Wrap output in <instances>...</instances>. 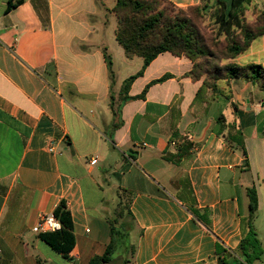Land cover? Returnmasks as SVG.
Instances as JSON below:
<instances>
[{"label": "crops", "instance_id": "obj_1", "mask_svg": "<svg viewBox=\"0 0 264 264\" xmlns=\"http://www.w3.org/2000/svg\"><path fill=\"white\" fill-rule=\"evenodd\" d=\"M165 1L185 9L232 0ZM115 4L0 0V264H87L111 241L123 198L133 249L121 264H219V249L238 259L249 189L263 250L252 264H264L255 226L264 215V90L238 78L211 92L189 76L191 60L170 52L124 89L143 58L118 44ZM232 61L264 68V35ZM61 201L69 258L34 228Z\"/></svg>", "mask_w": 264, "mask_h": 264}, {"label": "trees", "instance_id": "obj_2", "mask_svg": "<svg viewBox=\"0 0 264 264\" xmlns=\"http://www.w3.org/2000/svg\"><path fill=\"white\" fill-rule=\"evenodd\" d=\"M240 2L247 3L248 1L240 0ZM156 3L157 0H116L113 8V12L117 18L115 37L118 44L122 47L126 57L139 56L143 58L141 71L126 81L124 89L138 74L142 73V70L153 59L163 52H170L175 56H185L191 60L193 66L189 72V76L193 80L201 79V75L204 74L202 67L197 65L198 60L214 56L207 45L206 38L201 34L194 19L183 15L188 10L194 11L197 15L206 5L182 9L176 8L166 2L172 9L158 10ZM215 3L221 4L224 9L223 14L218 17L221 23H227V21L229 22L235 16V0H232L228 6L219 1H215ZM262 14L264 20V11ZM262 35H264V25L255 29L243 27L242 37L239 41H235L234 39L228 41V45H226L225 51L222 53V59H227L229 62L222 65V67L214 69L219 76L217 80L225 79L229 81L243 78L257 82L260 88L264 90V68L262 65L254 63L238 65L232 61L250 46L254 38ZM160 80L162 79L158 81ZM203 84L211 92L217 90L216 81L208 84L206 79H204ZM124 99H127V97ZM247 195L249 198L248 230L243 234L234 252L238 259H235L232 253H227L226 255L224 251L222 252L219 249V264H232L230 259H234V262L236 260L235 264H252L263 254L260 242L252 226V221L257 210L256 192L254 189H249ZM125 199H120L117 204L116 216L113 219V225L115 226H111L110 232L111 241L104 248L100 256L92 257L87 264H108L114 256L118 255H122L124 259L129 249H133V246L129 244L133 219L128 210L127 199L126 207L125 203H123ZM124 208L130 218L129 222L119 220ZM53 215L60 221L62 225L61 230L54 233H41L39 238L64 258H69V252L74 246V237L72 234L71 217L62 201L53 210Z\"/></svg>", "mask_w": 264, "mask_h": 264}, {"label": "rangeland", "instance_id": "obj_3", "mask_svg": "<svg viewBox=\"0 0 264 264\" xmlns=\"http://www.w3.org/2000/svg\"><path fill=\"white\" fill-rule=\"evenodd\" d=\"M238 1V0H237ZM246 1V0H244ZM248 1V0H247ZM156 7L158 10L161 9H172V7L163 0H157ZM263 11L264 7H253L249 3L245 2H235L234 17L227 21V23H221L219 16L223 14L224 9L221 4L211 3L206 5V7L197 13L194 11H185L183 15L189 16L194 19L198 28L200 29L201 34L206 38L207 45L210 51L214 56L204 57L198 60V64L203 69L201 79H206L208 84L216 81L217 83L219 77L217 72L214 71L217 67H222L225 63H228L229 60L222 59V53L225 51L228 41H239L242 37L243 27H251L253 29L264 25L263 20ZM169 12V11H168ZM247 64V63H246ZM260 64V63H257ZM245 65V64H243ZM86 160V159H85ZM126 207V199L123 202ZM119 220L130 221L129 216L124 208ZM259 234L262 237L264 242V215L259 214V217L255 224ZM119 256V255H118Z\"/></svg>", "mask_w": 264, "mask_h": 264}, {"label": "built area", "instance_id": "obj_4", "mask_svg": "<svg viewBox=\"0 0 264 264\" xmlns=\"http://www.w3.org/2000/svg\"><path fill=\"white\" fill-rule=\"evenodd\" d=\"M49 150L52 151V146L49 147ZM95 159L91 160V163H95ZM60 221L53 215V213H41L38 216V221L35 225V231L37 233H54L61 230Z\"/></svg>", "mask_w": 264, "mask_h": 264}, {"label": "water", "instance_id": "obj_5", "mask_svg": "<svg viewBox=\"0 0 264 264\" xmlns=\"http://www.w3.org/2000/svg\"><path fill=\"white\" fill-rule=\"evenodd\" d=\"M122 260H123V256L122 255H119V256L113 258L112 260H110L108 262V264H121L122 263Z\"/></svg>", "mask_w": 264, "mask_h": 264}]
</instances>
